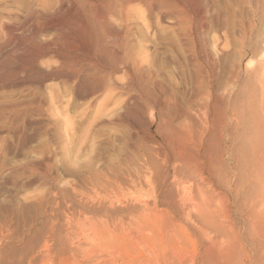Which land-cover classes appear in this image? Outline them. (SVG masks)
<instances>
[{
  "label": "rangeland",
  "instance_id": "obj_1",
  "mask_svg": "<svg viewBox=\"0 0 264 264\" xmlns=\"http://www.w3.org/2000/svg\"><path fill=\"white\" fill-rule=\"evenodd\" d=\"M58 1L0 0V264H191L188 259H174L170 253L181 246L179 239L185 238L188 244L182 246L184 251H178V256L181 257L182 253L187 258H196L206 245L205 234V238H212V242L216 240L234 251L237 262L232 260L233 263L229 264H264V161L259 151L260 158L251 170L242 156L244 134L248 133L250 137L251 131L242 132L241 127L231 136L227 130L235 118L228 120L225 117L220 126L223 129L225 124L226 130H221L224 134L217 132L216 138L213 136L208 143L205 139L211 130L203 134L198 156L201 159L197 157L198 161L192 162V166L196 167H199L198 162L200 166L205 165L201 175L191 171L181 176L184 173L173 172L172 168L173 165L177 168V162L173 160L174 148L180 144L179 137L184 132L180 126L187 120V136H194L195 144L200 137L198 120L202 118V105L209 101V111H212L215 98L220 96L224 103L219 110L225 107L230 111L228 106L232 105L233 98L244 84H247L245 94L253 93L258 86L264 88V52L261 47L264 39V0H189V3L184 0L190 15L185 34L182 23L173 22L169 17L159 20L155 11L150 13L147 6H142L149 0H92V3L95 2L91 3L92 6H89L88 0H82L84 3L74 0L79 5L73 9L80 10V7L84 10L79 12L71 9L69 0H64L65 7L59 12ZM225 1L240 3L241 20L248 18L254 5L258 9L252 27L256 41H252L247 53L246 45L236 40L226 45L221 33L224 28L219 30L217 26L207 25V28L201 25L206 21L207 14L216 15L217 6ZM119 7L127 11L122 16L128 21L120 16ZM101 8L106 11H101ZM110 9L116 13L111 10L110 15ZM129 10L133 15L129 14ZM81 16L88 18L81 19ZM101 16L105 17L102 22L99 20ZM46 20L51 23L47 24ZM146 21H149V26H145ZM82 22L85 26L89 24L88 29ZM105 22H111V27ZM95 24H98L97 27ZM120 25L121 30H127L120 31ZM115 35L121 36V40L118 37V40L115 39ZM47 46L48 51L45 50ZM50 48L55 50L52 52ZM108 51L110 54H107ZM108 57L110 59H106ZM97 87L100 89L97 90ZM87 88L88 91L92 88V91L88 92ZM109 89L112 91L107 94ZM171 91L174 97L166 98V92ZM258 91L254 92L256 104L261 101ZM154 93L158 94L154 96ZM262 101L264 108V99ZM165 102L172 108L163 111L161 118L158 107ZM174 105L188 107L187 110L195 115L192 114V119L175 116L172 114ZM167 131L170 135L165 134ZM260 138L264 141V135ZM149 151L154 152L151 153L153 156L156 153L159 157L165 154L162 164L165 168L160 166V171L159 168L149 169L145 163ZM190 152H194L192 148ZM253 182L254 186L250 187ZM170 184L175 189H170ZM196 185L201 188L199 193ZM213 191L215 194H212ZM258 191H261L260 194ZM62 195L65 197L62 198ZM82 206H91L100 213H84ZM203 210L212 211L222 218L225 232L218 231L221 236L193 218ZM90 219L94 220V224L88 223ZM194 225H200L205 230L204 235ZM100 226L105 228L102 232ZM105 230L107 238L104 237ZM52 232L65 236L66 240L62 237L66 241L65 248H58L55 240L48 242ZM218 264L226 263L218 260Z\"/></svg>",
  "mask_w": 264,
  "mask_h": 264
},
{
  "label": "bare ground",
  "instance_id": "obj_2",
  "mask_svg": "<svg viewBox=\"0 0 264 264\" xmlns=\"http://www.w3.org/2000/svg\"><path fill=\"white\" fill-rule=\"evenodd\" d=\"M58 1V0H57ZM79 2H80V0H78ZM82 1V0H81ZM86 1V0H85ZM102 1V0H101ZM104 1V0H103ZM109 1V0H108ZM117 1V0H116ZM133 1V0H132ZM145 1V0H144ZM179 3H180V5L178 4V3H176V1L175 0H149V1H145L146 2V5H142V6H147L146 8H147V10H149V12L150 13H153L154 11L156 12L155 14H157V16L156 17H158L157 19H159L160 20V18H162V19H164L165 17L167 18V17H169L170 19H172L173 20V22L175 21V22H177L178 24H181L182 23V28H183V30H185V28L186 27H188L187 26V20H189V13L186 11V8H185V2H186V0H185V2H184V0H177ZM250 1V0H249ZM59 2V7H57V10H59V12L62 10L63 11V8L65 7L64 5H65V3H64V0H60V1H58ZM57 2V3H58ZM66 2V1H65ZM77 2V1H76ZM76 2H74V0H69L68 1V3L70 4V6L72 7L71 9L72 10H77L78 8H76V9H73V8H75L77 5H79L78 3H77V5L75 4ZM83 3H84V1H82ZM97 2V1H96ZM110 2H112V0L110 1ZM124 3H125V1H123ZM88 3H90L89 4V6H92L91 5V3H92V0H88ZM93 3H95V2H93ZM92 3V4H93ZM103 3V2H102ZM117 3V2H116ZM115 3V4H116ZM120 3V2H119ZM121 3H122V1H121ZM120 3V4H121ZM124 3H122V4H124ZM127 3H129V2H127ZM131 3V2H130ZM129 3V4H130ZM141 3H142V1H141ZM140 3V4H141ZM188 3H189V0H188ZM68 4V5H69ZM81 4V3H80ZM87 4V3H86ZM99 4V3H98ZM107 4V3H106ZM119 4V5H120ZM121 4V5H122ZM126 4V3H125ZM145 4V3H144ZM67 5V6H68ZM88 5V4H87ZM103 5H105V4H103ZM109 5V4H108ZM111 5V4H110ZM113 5H114V3H113ZM112 5V6H113ZM139 5V4H138ZM239 5H240V3L238 2L237 4H233V3H231V2H228V1H225V2H223V3H221V4H219L218 6H217V8H216V15H209V14H207V16L205 17L206 18V21L204 20V23H201V25L202 24H204V26H206L207 28H208V26L207 25H209V26H211V27H218V29L220 30L221 28H224V30H222V34H223V36L225 37V42H226V45H228L229 43H231L232 41H237V42H239L241 45H246L245 46V52L247 53L248 51H250V49H251V43H252V41L253 40H255L256 41V35H253L252 34V27L255 25V21H256V19H255V21H254V15H256V12H257V7H256V5H254V7L253 8H251V10H250V12L248 13V18L247 19H240V17H239V10H240V8H239ZM66 6V7H67ZM86 6V5H85ZM94 6V5H93ZM117 6V5H116ZM129 6V5H128ZM134 6V5H133ZM135 6H136V4H135ZM141 6V5H140ZM190 6V5H189ZM55 7V8H56ZM88 7V6H87ZM105 7V6H104ZM111 7V6H110ZM125 7V6H124ZM83 8H85V7H83ZM91 8V7H90ZM89 8V9H90ZM118 8V7H117ZM188 8V7H187ZM79 9L81 10L82 8H80L79 7ZM93 9V8H92ZM102 9L103 8H101V11H102ZM109 9V8H108ZM113 9H115V8H113ZM113 9H110V12H109V14L111 15V10H113ZM127 9H128V7H127ZM134 9V8H133ZM189 9V8H188ZM53 10L55 11L56 9H54L53 8ZM56 10V11H57ZM80 10H77L78 12L80 11ZM83 10V9H82ZM88 10V9H87ZM95 10V9H94ZM103 10H105V8L103 9ZM116 10V9H115ZM117 10H120V16H122V15H124V12H127V11H125L122 7L120 8L119 7V9H117ZM116 10V11H117ZM84 11V10H83ZM89 11V10H88ZM92 11V10H91ZM100 11V10H99ZM98 11V12H99ZM106 11V10H105ZM130 11V13L129 14H131V10H129ZM128 11V12H129ZM145 11V10H144ZM46 12V11H45ZM76 11H74V13H75ZM87 12V11H86ZM90 12V11H89ZM97 12V13H98ZM113 12H114V10H113ZM42 13V12H41ZM103 13V12H102ZM107 13H108V10H107ZM114 13H116V12H114ZM86 14H88V13H86ZM92 14V13H91ZM93 14H95V13H93ZM108 14V15H109ZM149 14V13H148ZM148 14H146V16H148ZM42 15V17H43V14H41ZM84 16H85V14H83ZM95 15H97V14H95ZM94 15V16H95ZM101 15V14H100ZM110 15H109V18H111L110 17ZM116 15H118V14H116ZM127 15H128V13H127ZM131 15H133V14H131ZM150 15V14H149ZM84 16L81 18V19H86V17L88 18V16H86L85 18H84ZM129 16V15H128ZM46 17V16H45ZM63 17V16H62ZM62 17H61V19H62ZM89 17H90V15H89ZM99 17V16H98ZM97 17V18H98ZM133 17V16H132ZM131 17V18H132ZM150 17V16H149ZM47 18V17H46ZM91 18H92V15H91ZM107 18V17H106ZM114 18V17H113ZM118 18H119V16H118ZM122 18H124L125 19V17H123L122 16ZM147 18V17H146ZM155 18V17H154ZM258 18L260 19V20H262L261 18H260V16H258ZM68 19V18H67ZM95 19V18H94ZM121 19V18H120ZM123 19V20H124ZM151 19V18H150ZM45 20V19H44ZM64 20V19H63ZM88 20H90V19H88ZM93 20V19H92ZM96 20V19H95ZM99 20H101V22L103 21V20H105V17L104 16H101L100 17V19ZM109 20V19H108ZM126 20V19H125ZM133 19H131V21H132ZM145 20H147V19H145ZM149 20V19H148ZM171 20V21H172ZM202 20V19H201ZM56 20H54V22H55ZM110 21V20H109ZM120 21V20H119ZM122 21V20H121ZM126 21H128V19L126 20ZM45 22V21H44ZM48 21L46 20V23H47ZM65 22V21H64ZM69 22V21H68ZM85 22H87V21H85ZM90 22V21H89ZM94 22V21H93ZM147 22V21H146ZM151 22V21H150ZM168 22H170V21H168ZM202 22H203V20H202ZM51 22H48L47 24H50ZM56 23H57V21H56ZM58 23H60V22H58ZM62 23H63V21H62ZM83 23V22H82ZM96 23V22H95ZM105 23H107V22H105ZM110 23L111 22H108L107 24H109V28L111 27V25H110ZM121 23H124V22H121ZM134 23V22H133ZM149 23V21L145 24V26L147 25ZM184 23H185V25H184ZM61 24V23H60ZM64 24V23H63ZM88 24V23H87ZM93 24V23H92ZM106 24V25H107ZM125 24V23H124ZM131 24V23H130ZM46 24H44V26H45ZM55 25V24H54ZM83 25H84V23H83ZM89 25V24H88ZM87 25V26H88ZM96 25V24H95ZM98 25V24H97ZM97 25H96V27H97ZM99 25H100V21H99ZM127 25H128V23H127ZM126 25V26H127ZM176 25V24H175ZM43 26V27H44ZM47 26V25H46ZM51 26H52V24H51ZM50 26V27H51ZM62 26V25H61ZM64 26H66V25H64ZM85 26V25H84ZM87 26H85V27H87ZM102 26V25H101ZM125 26V25H124ZM148 26H149V24H148ZM148 26H147V28H148ZM174 26V25H173ZM177 26V25H176ZM180 26V25H179ZM47 27H49V26H47ZM60 27V26H59ZM71 27V26H70ZM106 27V26H105ZM113 27V26H112ZM121 25H120V31H123V30H121ZM130 27V26H129ZM129 27H128V30H129ZM190 27V26H189ZM46 28V27H45ZM65 28V27H64ZM90 28V27H89ZM95 28V27H94ZM108 28V27H107ZM127 28V27H126ZM131 28V27H130ZM203 28V27H202ZM35 30H36V28H34ZM56 29V28H55ZM60 29H63V27H61ZM87 29H88V27H87ZM98 29V28H97ZM102 29H104V26L102 27ZM206 29V28H205ZM45 30V29H44ZM86 30V29H85ZM92 30V29H91ZM106 30V29H105ZM116 30V29H115ZM127 30V29H126ZM126 30H124V31H126ZM207 30V29H206ZM237 30H238V32H237ZM71 31V30H70ZM89 31V30H88ZM93 31H94V29H93ZM98 31H100V30H98ZM104 31V30H103ZM112 31V30H111ZM114 31V30H113ZM117 31V33H119L118 31L119 30H116ZM115 31V32H116ZM123 31V32H124ZM54 32V31H53ZM59 32V31H58ZM61 32V31H60ZM62 32H63V30H62ZM64 32H65V29H64ZM97 32V31H96ZM185 32H186V30L183 32V34H185ZM33 33H34V30H33ZM38 33V32H37ZM55 33V32H54ZM56 33H57V30H56ZM77 33V32H76ZM86 33V32H85ZM84 33V34H85ZM90 33H91V31H90ZM93 33V32H92ZM92 33H91V35H92ZM106 33V32H105ZM109 33V32H108ZM111 33V32H110ZM109 33V34H110ZM114 33V32H113ZM59 34V33H58ZM64 35H65V33H63ZM68 34V33H67ZM66 34V35H67ZM82 35V36H85V35ZM89 34V33H88ZM101 34H104V33H101ZM108 34V35H109ZM115 34V33H114ZM113 34V35H114ZM120 34V33H119ZM35 35V34H34ZM54 36H57V35H55V34H53ZM63 35V36H64ZM94 35V34H93ZM107 35V36H108ZM120 35H122V34H120ZM110 36V35H109ZM52 37V36H51ZM58 37V36H57ZM65 37V36H64ZM77 37H79L78 35H77ZM94 37H96V36H94ZM99 37V36H98ZM111 37V36H110ZM116 37H118V36H116L115 35V39H117L118 40V38H119V40H121L120 39V37L121 36H119L118 38H116ZM129 37V36H128ZM90 38H92V37H90ZM89 38V39H90ZM103 38H105V37H103ZM108 38V37H107ZM111 38H114V37H111ZM122 38V37H121ZM33 39V38H32ZM81 39H83V38H81ZM102 38H100V40H101ZM36 40V39H35ZM34 39H33V41H35ZM84 40V39H83ZM95 40V39H94ZM111 40H114V39H111ZM124 40V39H123ZM89 41V40H88ZM91 41H93V40H91ZM31 42H32V40H31ZM84 42H86V41H84ZM262 42V45H261V47H262V51L264 52V39L261 41ZM34 43H36V42H34ZM40 43H41V40H40ZM44 43V42H43ZM45 43H47V42H45ZM88 43V42H87ZM120 43H122V42H120ZM48 44V43H47ZM85 44V43H84ZM95 44V43H94ZM93 44V45H94ZM36 45V44H35ZM44 45V44H43ZM42 45V46H43ZM92 45V46H93ZM102 45H103V43H102ZM124 45V44H123ZM41 46V47H42ZM51 46H53V45H51ZM85 46V45H84ZM89 46H90V43H89ZM97 46V45H96ZM48 47V46H47ZM54 47V46H53ZM103 47V46H102ZM124 47V46H123ZM81 48V47H80ZM86 48V47H85ZM117 48V47H116ZM122 48V47H121ZM38 49V48H37ZM42 49V48H41ZM47 49V51H48V49H49V47L48 48H46L45 47V50ZM57 49H59L58 47H57ZM61 49V48H60ZM82 49V48H81ZM89 49H90V47H89ZM50 50H52L51 48H50ZM55 50V49H54ZM54 50H52V52L54 51ZM78 50V49H77ZM77 50H74V51H77ZM123 50H124V48H123ZM41 51V50H40ZM47 51H45V52H47ZM57 51V50H56ZM81 51V50H80ZM86 51V50H85ZM87 51H88V49H87ZM83 52V51H82ZM39 53V52H38ZM59 53V52H58ZM61 53V52H60ZM85 53V52H84ZM83 53V55L85 56V54ZM102 53V52H101ZM36 54H37V52H36ZM99 54V53H98ZM107 54H110L109 53V51H108V53ZM40 55H42L41 53H40ZM101 55H103V54H101ZM100 55V56H101ZM46 56V55H45ZM106 56V55H105ZM104 56V57H105ZM107 56H109V55H107ZM112 56V55H111ZM87 57V56H86ZM89 57V56H88ZM110 57V56H109ZM106 58V59H110V58ZM63 58V57H62ZM83 58V57H82ZM90 58V57H89ZM91 58H93V57H91ZM79 59V58H78ZM94 59V58H93ZM138 59V58H137ZM83 60V59H82ZM85 60V59H84ZM92 60V59H91ZM96 60H98V59H96ZM104 60V59H103ZM119 60V59H118ZM95 61V60H94ZM99 61V60H98ZM112 61V60H111ZM62 62H64V61H62ZM77 62H80V61H77ZM76 62V63H77ZM84 62V61H83ZM101 62V61H100ZM142 62V61H141ZM85 63V62H84ZM102 63V62H101ZM104 63V62H103ZM133 63V62H132ZM73 64H74V62H73ZM87 64H91V63H87ZM106 64V63H105ZM104 64V65H105ZM108 64V63H107ZM62 65V64H61ZM97 65H99L98 63H97ZM109 65H110V63H109ZM130 65V64H129ZM64 66V65H63ZM87 66V65H86ZM96 66V65H95ZM102 66V65H101ZM107 66V65H106ZM105 66V67H106ZM100 67V66H99ZM132 67V66H131ZM63 68V67H62ZM102 68V67H101ZM99 69V68H98ZM104 69V68H103ZM107 69H109V68H107ZM96 70V69H95ZM101 70V69H100ZM73 71V70H72ZM100 72V71H99ZM68 73V72H67ZM76 75V74H75ZM79 77V76H78ZM43 78V77H42ZM47 78V77H46ZM46 78H44V79H46ZM77 78V77H76ZM34 79V78H33ZM38 79V78H37ZM77 79H79V78H77ZM80 79H81V77H80ZM104 79V78H103ZM155 79V78H154ZM40 80H43V79H40ZM39 80V81H40ZM99 80V79H98ZM83 81V80H82ZM32 82V81H31ZM104 83V82H103ZM198 83V82H197ZM102 84V83H101ZM42 85V84H41ZM80 85V84H79ZM157 85V84H156ZM243 85V84H242ZM247 84H244L243 86L244 87H242L243 89H241L240 88V90H239V92H238V94H237V96L235 97V98H233V101H232V105H230V106H228L229 108H230V111L227 109V108H223L222 110H219V107H220V105H222V103H224L223 102V99H222V97H220V96H218V97H216L215 98V103H213V107H214V109H212V111H209V107H210V105H209V101H207L205 104H204V102L205 101H203V103L202 104H204V105H202L203 107H202V118L201 119H199L198 120V122H199V126H200V128H201V132H200V137H199V139L197 140L196 138H198L197 137V135H196V140H197V143L195 144V141L191 138V137H189V136H187L188 134V132H186V129L185 128H187L188 127V122H187V120H186V122H185V119H183L184 120V122L185 123H183V125L181 124L182 122H183V120H182V122H179V124H181L182 126H180V129H181V131H184L183 133H182V135L180 134V136L181 137H179L180 138V140L178 141V143H180V144H177L178 146H176L175 148H174V159L173 160H175V162H177V165H176V167L177 168H175V165H173L172 166V168H173V172H179V173H184L183 175H181V176H186L185 175V173L186 172H190L191 173V171L192 172H194V173H196V175H198L197 173H199L200 175H201V172H202V166H205V165H202V166H200V164H199V162H198V165H199V167H196V166H192V165H194V164H192V162H194V161H198V159H197V157L198 156H200V152H199V149L201 150V146H202V143H203V139H202V137L204 136L203 134H204V132H206V131H208L209 129L211 130V133H210V135H208V137L205 139V141L208 143L209 141H211V139L213 138V136L215 137V135L217 134V132H218V134H224L221 130H223V131H225L226 130V127H225V124H223V129H221L220 128V126H222V119H225V117L228 119V120H232V119H234L235 121H234V123H232V125L230 126V127H228V130H227V132L229 133V134H231V136L233 135V133L234 132H236L239 128H241L242 127V132H247V131H251L250 133H251V135L252 136H250V137H248V133L247 134H244V142H243V157L245 158V160H246V164H248V169L250 168L251 170H252V168H253V166L255 165V164H257L256 162H258V160H259V158L260 157H258L259 156V151L261 152V157L263 158V161H264V147L262 146L263 144H264V141H261L260 139V137L262 136V135H264V108H263V99H264V96H262V95H264L263 93H264V88L262 87V86H258V88H254V90L252 91L253 93H251L250 91L251 90H249V92L250 93H248V94H245L246 92H244L245 90H244V88H245V86H246ZM159 86V85H158ZM157 86V87H158ZM162 86V85H161ZM101 87H102V85H101ZM156 87V86H155ZM156 87V88H157ZM238 87V86H237ZM248 87V86H247ZM256 87V86H255ZM38 88V87H37ZM81 88V87H80ZM79 88V91L81 90ZM98 88V87H97ZM107 88V87H106ZM110 88H112V87H110ZM164 88V87H163ZM94 89H95V87H94ZM93 89V90H94ZM100 89V87L97 89V90H99ZM158 89H161V87H159ZM167 88H165V90H166ZM84 90H85V88H84ZM83 90V91H84ZM91 91H92V88L90 89ZM89 90V91H90ZM101 90H102V88H101ZM104 90H107V89H104ZM259 90V91H258ZM76 91H78V87L76 88ZM87 91H88V88H87ZM88 91V92H89ZM109 91H112V90H108V92H107V94L108 93H110ZM162 91V90H161ZM256 91H258V92H260L261 93V97H260V103L259 104H256V103H254V96H255V94L256 93H254V92H256ZM155 92V91H154ZM157 92V91H156ZM159 92V91H158ZM203 92V91H202ZM201 92V93H202ZM81 93V92H80ZM87 93V92H86ZM85 93V94H86ZM91 93V92H90ZM163 94L165 93V91L164 92H162ZM161 93V94H162ZM193 93V92H192ZM260 93H258V94H260ZM79 94V93H78ZM81 94H83V93H81ZM133 94V93H132ZM136 94V93H135ZM134 94V95H135ZM158 94V93H157ZM157 94H155L154 93V96L155 95H157ZM198 94V93H197ZM257 94V95H258ZM77 95V94H76ZM80 95V94H79ZM84 95V94H83ZM166 95L168 96H166V98H171L172 99V97H174V94H173V92L171 91L170 93L168 92V94H167V92H166ZM192 95V94H191ZM39 96V95H38ZM86 96V95H85ZM88 96H90V95H88ZM105 96V95H104ZM145 96V95H144ZM172 96V97H171ZM197 96V95H196ZM203 96H205L204 95V93H203ZM210 96V95H209ZM60 97V96H59ZM82 97V96H81ZM132 97V96H131ZM130 96H129V98H131ZM134 97H136V96H134ZM138 97H139V95H137V99H138ZM153 97V96H152ZM159 97V96H158ZM157 97V98H158ZM161 97H162V95H161ZM199 97V96H198ZM148 98V97H147ZM150 98V97H149ZM178 98V97H177ZM203 98V97H202ZM256 98V97H255ZM33 99V98H32ZM55 99V98H54ZM131 99H133V98H131ZM162 99H165V98H162ZM40 100V99H39ZM38 100V101H39ZM155 100V99H154ZM165 100H167V99H165ZM164 100V101H165ZM200 100V99H199ZM206 100H209V99H206ZM34 101V100H33ZM54 101V100H53ZM136 101V100H135ZM162 101V100H161ZM168 101H170V100H168ZM167 101V102H168ZM173 101V100H172ZM177 101V100H176ZM198 101V100H197ZM37 102V101H36ZM138 102V101H137ZM140 102H142V101H140ZM43 103V102H42ZM150 103V102H149ZM155 103H156V100H155ZM160 103V102H159ZM169 103V102H168ZM174 103H176V102H174ZM148 104V103H147ZM146 104V105H147ZM165 105H163L162 104V106H159L158 107V112H159V114H160V117H161V114L163 113V111L165 112L166 110H170L172 107H168L167 106V103L165 102L164 103ZM181 104V103H180ZM201 104V103H200ZM211 104V103H210ZM142 105V104H141ZM152 105V104H151ZM169 105V104H168ZM149 106V105H148ZM152 106H154V105H152ZM151 106V107H152ZM169 106H171V105H169ZM179 106H181V105H179ZM26 107V106H25ZM146 107V106H145ZM157 107V106H156ZM175 107V108H174ZM174 113H173V111H172V114H174L175 116H180V117H182V116H184L186 119L188 118V119H192V114H194V112L192 113L191 112V110H187L188 109V107L185 109V108H181V107H178V106H175L174 105ZM184 107V106H183ZM17 108V107H16ZM124 108H125V106H124ZM221 108V107H220ZM31 109V108H30ZM122 109V108H121ZM216 109V110H215ZM11 110V109H10ZM213 110H215L214 112H213ZM122 111H123V109H122ZM124 112V111H123ZM167 112V111H166ZM196 112V111H195ZM125 113V112H124ZM171 113V112H170ZM170 113H168V115L167 116H169L170 115ZM213 113V115H210V114H212ZM19 114V113H18ZM164 114V113H163ZM195 115V114H194ZM210 115V117L208 118V116ZM165 116V115H164ZM164 116H163V118H164ZM132 117V116H131ZM172 117V116H171ZM198 117V116H197ZM196 117V118H197ZM9 118V117H8ZM27 118V117H26ZM162 118V117H161ZM160 118V119H161ZM170 118V117H169ZM168 118V119H169ZM179 118V117H178ZM23 119V118H22ZM28 119V118H27ZM167 119V118H166ZM173 119H174V117H173ZM194 119V118H193ZM20 120V119H19ZM195 120V119H194ZM194 120H193V122H194ZM197 120V119H196ZM195 120V121H196ZM170 121V120H169ZM21 122V121H20ZM132 122H134V121H132ZM136 122V121H135ZM151 122V121H150ZM161 122V121H160ZM159 122V123H160ZM175 122V121H174ZM190 122V121H189ZM226 122V121H225ZM228 122V121H227ZM32 123V122H31ZM158 123V124H159ZM162 123V122H161ZM163 123H165V122H163ZM166 123H168V121L166 122ZM178 124V122L176 123V125ZM192 123H189V125H191ZM198 124V123H197ZM148 125V124H147ZM175 125V126H176ZM192 125H194V123L192 124ZM160 126H162V125H159V127ZM163 126H164V124H163ZM163 126H162V129H163ZM195 126H196V124H195ZM198 126V125H197ZM166 127H168V128H166ZM192 127V126H191ZM194 127V126H193ZM165 128L166 129H168L169 130V126H165ZM173 128V127H172ZM171 128V129H172ZM199 128V129H200ZM157 129V128H156ZM175 129V128H174ZM194 129V128H193ZM219 130L221 131V132H219ZM19 131V130H18ZM166 131V130H165ZM169 131H171V130H169ZM173 131V130H172ZM171 131V132H172ZM21 132V131H20ZM238 132V131H237ZM236 132V133H237ZM167 133H168V131L167 132H165V134L167 135ZM179 133H180V131H179ZM199 133V132H198ZM208 133V132H207ZM235 134V133H234ZM168 135H170L169 133H168ZM250 135V134H249ZM151 136V135H150ZM218 136V135H217ZM257 136H258V138H257ZM165 137V136H164ZM170 138V137H169ZM179 138H177V139H179ZM216 138V137H215ZM218 138V137H217ZM222 138V137H221ZM221 138H219V139H221ZM240 138V137H239ZM263 138V137H262ZM166 139V138H165ZM172 139V138H171ZM229 139V138H228ZM235 139V138H234ZM241 139H242V136H241ZM170 140V139H169ZM215 140V139H214ZM264 140V139H263ZM219 142H220V140H218ZM231 141V140H230ZM243 141V140H242ZM231 142H233V141H231ZM174 143V142H173ZM211 143H213V142H211ZM233 143H235V142H233ZM197 145V146H195V145ZM192 145H194V146H192ZM211 145V144H210ZM232 145V144H231ZM233 145H235V144H233ZM192 146V147H191ZM213 146V145H212ZM236 146V145H235ZM172 147V146H171ZM208 147V146H207ZM210 147V146H209ZM214 147V146H213ZM232 147V146H231ZM167 148V147H166ZM191 148H192V150L194 151V152H190V150H191ZM205 148V147H204ZM211 148V147H210ZM240 148V147H239ZM147 149V148H146ZM163 149V148H162ZM170 149V148H169ZM149 150V149H148ZM167 150V149H166ZM205 150V149H204ZM212 150V149H211ZM211 150H210V152H211ZM233 150H234V148H233ZM239 150V149H238ZM125 151V150H124ZM152 151V150H151ZM155 151V150H154ZM160 151V150H159ZM206 151V150H205ZM216 151V150H215ZM215 151H213V152H215ZM226 151H228V150H226ZM230 151V150H229ZM228 151V152H229ZM150 152V151H149ZM224 152V151H223ZM222 152V153H223ZM234 153L236 152V150L235 151H233ZM146 153V152H145ZM151 153L152 152H150V153H148V155H147V159H145V163L146 164H148V166L150 167L149 169H151V168H154V169H158L159 171H160V166L162 167L163 165V163H164V157H165V154H163L162 152V154H163V156L162 157H159L158 155H157V153H156V155L155 156H153V155H151ZM173 153V152H172ZM171 153V154H172ZM204 153V152H203ZM231 153V152H230ZM147 154V153H146ZM152 154H154V152L152 153ZM225 154V153H224ZM238 154V153H237ZM241 154H242V152H241ZM222 155V154H221ZM240 155V154H239ZM126 156V155H125ZM172 156V155H171ZM224 156V155H223ZM234 156V155H233ZM205 157V156H204ZM167 158V157H166ZM199 158V157H198ZM206 158V157H205ZM204 158V159H205ZM221 158V157H220ZM235 158V157H234ZM170 159V158H169ZM168 159V160H169ZM199 159H201V158H199ZM241 159V158H240ZM129 160V159H128ZM220 160V159H219ZM244 160V159H243ZM205 161H206V159H205ZM132 162V161H131ZM220 162V161H219ZM238 162V161H237ZM239 162H241V161H239ZM201 163V162H200ZM221 163H223L222 161H221ZM236 163V162H235ZM202 164V163H201ZM206 164V163H205ZM213 164V163H212ZM216 164H219V163H216ZM220 165V164H219ZM229 165V164H228ZM237 165V164H236ZM247 166V165H246ZM259 166V165H258ZM209 167V166H208ZM213 167V166H212ZM215 167V166H214ZM217 167H219V166H217ZM221 167V166H220ZM244 167V166H243ZM261 167V166H260ZM162 168H165V167H162ZM255 168V167H254ZM256 168H257V166H256ZM255 168V169H256ZM215 169V168H214ZM230 169V168H229ZM207 170V169H206ZM211 171H212V173H214L213 172V170L212 169H210ZM209 170V171H210ZM237 170H239V169H237ZM247 170V169H246ZM263 170H264V168H263ZM262 170V171H263ZM150 171V170H149ZM163 171V170H162ZM208 171V170H207ZM250 171V170H249ZM217 172V171H216ZM218 172H219V170H218ZM240 172V171H239ZM257 172V171H256ZM264 172V171H263ZM193 173V174H194ZM166 174L167 175H169V171H166ZM188 174V173H187ZM208 174H209V172H208ZM190 175V174H189ZM195 175V176H196ZM207 175V174H206ZM231 175V174H230ZM233 175V174H232ZM238 175V174H237ZM248 175V174H247ZM263 175V174H262ZM188 176V175H187ZM199 176V175H198ZM203 176V175H202ZM213 176V175H212ZM242 176V175H241ZM260 176V175H259ZM264 176V175H263ZM167 177V176H166ZM208 177V176H207ZM214 177V176H213ZM231 177V176H230ZM255 177V176H254ZM261 177V176H260ZM190 178H192V177H190ZM175 179V178H174ZM181 179V178H180ZM258 179H259V177H258ZM90 180V179H89ZM217 180V179H216ZM243 180V179H242ZM255 180V179H254ZM163 181V180H162ZM170 181V180H169ZM174 181V180H173ZM172 181V182H173ZM188 181V180H187ZM236 181V180H235ZM166 182V181H165ZM172 182H170V183H172ZM207 182V181H206ZM210 182V181H209ZM219 182V181H218ZM232 182V181H231ZM244 182V181H243ZM243 182H242V184H243ZM252 182V181H251ZM169 183V182H168ZM182 183V182H181ZM201 183V182H200ZM235 182H233V184H234ZM238 183V182H237ZM254 183L255 182H253L251 185H250V187H253L254 186ZM165 184V183H164ZM209 184V183H208ZM232 184V183H231ZM232 184V185H233ZM241 184V185H242ZM167 185V184H166ZM174 185H176V184H174ZM184 185V184H183ZM182 185V186H183ZM200 185V184H199ZM199 185H196V191L199 193V191H201L200 189V187H199ZM202 185V184H201ZM204 185H206V184H204ZM235 185H236V183H235ZM234 185V186H235ZM169 186V188L170 189H175V186H172L171 184L170 185H168ZM181 186V185H180ZM179 186V187H180ZM188 186V185H187ZM238 186V185H237ZM249 186V185H248ZM264 186V185H263ZM263 186H261L260 188H263ZM206 187V186H205ZM208 187V186H207ZM167 188V187H166ZM190 188H191V185H190ZM195 188H193L192 190H194ZM209 188V187H208ZM235 188H236V186H235ZM239 188V187H238ZM161 189V188H160ZM168 189V188H167ZM166 189V190H167ZM178 189V188H177ZM176 189V190H177ZM180 189H181V187H180ZM189 189V188H188ZM212 189V188H211ZM210 189V190H211ZM66 190V189H65ZM169 190V189H168ZM167 190V191H168ZM184 190V189H183ZM186 191H187V188L185 189ZM202 190L204 191V189L202 188ZM207 190H209V189H207ZM206 190V191H207ZM241 190V189H240ZM238 191V190H237ZM254 191V190H253ZM262 191V190H261ZM260 191V192H261ZM175 192V191H174ZM180 192H182V191H180ZM179 192V193H180ZM188 192H190V191H188ZM187 192V193H188ZM205 192V191H204ZM214 192V191H213ZM259 192V191H258ZM260 192H259V194H260ZM263 192V191H262ZM61 193V192H60ZM178 193V192H177ZM194 193V192H193ZM196 193V192H195ZM203 193V192H202ZM202 193H200V194H202ZM170 194H172V193H170ZM181 194V193H180ZM179 194V195H180ZM197 194V193H196ZM209 194V193H208ZM212 194H215V192L214 193H212ZM54 195V194H53ZM168 195V194H167ZM167 195H165V196H167ZM176 195V194H175ZM188 195V194H187ZM189 195H190V193H189ZM198 195V194H197ZM202 195H204V193L202 194ZM205 195H206V193H205ZM245 195H247V194H245ZM253 195V194H252ZM63 196V195H62ZM61 196V197H62ZM164 196V197H165ZM169 196V195H168ZM235 196V195H234ZM243 196V195H242ZM255 196V195H254ZM55 197V196H54ZM65 197V195L62 197V198H64ZM66 197H67V195H66ZM183 197V196H182ZM189 197V196H188ZM192 197V196H191ZM204 197V196H203ZM209 197H211V196H209ZM208 197V198H209ZM216 197V196H215ZM247 197H248V195H247ZM61 198V199H62ZM68 198V197H67ZM162 198V197H161ZM169 198V197H168ZM171 198V197H170ZM175 198V197H174ZM185 198H186V193H185ZM214 198V197H213ZM236 198V197H235ZM243 198V197H242ZM254 198H256V197H254ZM254 198H252V200L254 199ZM182 199V198H181ZM197 199V198H196ZM207 199V198H206ZM219 199V198H218ZM246 199V198H245ZM251 199V198H250ZM260 199H262V198H260ZM72 200V199H71ZM170 200V199H169ZM184 200V199H183ZM195 200V199H194ZM204 200V199H203ZM216 200V199H215ZM220 200V199H219ZM244 199H242L241 200V203H242V201H243ZM251 200V201H252ZM255 200V199H254ZM254 200H253V202H254ZM57 201V200H56ZM55 201V202H56ZM167 201V200H166ZM165 201V202H166ZM177 201V200H176ZM193 201V200H192ZM197 201V200H196ZM211 201V200H210ZM213 201V200H212ZM211 201V202H212ZM248 199H247V203H248ZM199 202V201H198ZM206 202V201H205ZM208 202V201H207ZM237 202V201H236ZM245 202V203H246ZM73 203H74V201H73ZM162 203V202H161ZM174 203V202H173ZM191 203V202H190ZM200 203V202H199ZM213 203V202H212ZM216 203V202H215ZM245 203H244V205H245ZM250 203V202H249ZM57 204V203H56ZM192 204H193V202H192ZM195 204H197L198 205V203H195ZM239 204V203H238ZM251 204V203H250ZM261 204V206H263V203H260ZM259 204V205H260ZM68 205V204H67ZM76 205H78V204H76ZM171 205H172V203H171ZM200 205V204H199ZM211 205V204H210ZM224 205V204H223ZM241 205V204H240ZM79 206V205H78ZM80 206H81V204H80ZM183 206V205H182ZM200 206H202V205H200ZM199 206V207H200ZM249 206H251V205H248V207ZM74 207V206H73ZM193 207V206H192ZM196 207L197 206H195L194 208L196 209ZM211 207V206H210ZM212 207H214L213 205H212ZM239 207H241V206H239ZM244 207V206H243ZM253 207V206H252ZM72 208V207H71ZM82 208H83V210H84V213H90V214H97V213H100L97 209H95V208H93V207H91V206H88V207H86V206H82ZM216 208H217V206H216ZM242 208V207H241ZM246 209H247V207H245ZM63 209V208H62ZM73 209V208H72ZM200 209V208H199ZM212 209V208H211ZM240 210V209H239ZM257 210V209H256ZM102 211V210H101ZM138 211V210H137ZM193 211V210H192ZM225 211V210H224ZM75 212V211H74ZM73 212V213H74ZM81 212V211H80ZM191 212V211H190ZM259 212V211H258ZM78 213V212H77ZM217 213V212H216ZM227 213V212H226ZM225 213V214H226ZM244 213V212H243ZM257 212H255V213H253V214H256ZM58 214V213H57ZM138 214H139V212H138ZM141 214V213H140ZM222 214V213H221ZM225 214H224V216H225ZM59 215H60V212H59ZM144 215V214H143ZM196 216L195 217H193V218H195V219H197L198 221H199V223H200V225H202V226H206V227H210L211 229H212V231H216V233H218V231L219 232H225V229H224V226H223V224H222V221H221V219L222 218H220V216H218L217 214L215 215L212 211H208V210H203L202 212H200V213H198V214H195ZM219 215H220V213H219ZM244 215H245V213H244ZM250 215V214H249ZM259 215V214H258ZM135 216V215H134ZM138 216V215H137ZM141 216V215H140ZM221 216H223V214L221 215ZM255 216L256 215H254V220H256L255 219ZM226 217V216H225ZM229 217V216H228ZM228 217H226V218H228ZM135 218V217H134ZM137 218V217H136ZM135 218V219H136ZM248 218V217H247ZM139 219V218H138ZM189 219V218H188ZM197 220H195V221H197ZM225 220V219H224ZM223 220V221H224ZM139 221V220H138ZM194 221V222H195ZM253 221V220H252ZM257 221V220H256ZM134 222V221H133ZM88 223L89 224H94V220L93 219H90L89 221H88ZM191 224H192V221L190 222ZM223 223H225V221L223 222ZM248 223V222H247ZM260 223V222H259ZM194 224V223H193ZM227 224H229V223H227ZM230 224H232V223H230ZM255 224V223H254ZM103 225V224H102ZM138 225V224H137ZM171 225V224H170ZM198 225V224H197ZM195 226L196 227V230H198V231H200L201 232V235H204V231H203V228H201V226L199 227V226ZM233 225V224H232ZM249 225V224H248ZM250 225H253V224H250ZM264 225V224H263ZM247 226V225H246ZM133 227V226H132ZM254 227H256V226H254ZM254 227L252 228V229H254ZM259 227H261V225L259 226ZM100 228V229H99ZM98 229L102 232V230L103 229H105L103 226H100ZM176 228V227H175ZM262 228V227H261ZM59 229V228H58ZM232 229V228H231ZM245 229V228H244ZM249 229H250V226H249ZM248 229V230H249ZM135 230V229H134ZM237 230V229H236ZM257 230V229H256ZM168 231V230H167ZM250 231H251V229H250ZM250 231H248L249 233L248 234H250ZM253 231V230H252ZM252 231H251V233H252ZM100 232V233H101ZM207 232V231H206ZM211 232V231H210ZM228 232H230V231H228ZM238 232V231H237ZM247 232V231H246ZM50 233V232H49ZM104 233L106 234H104L105 236V238H107V236H108V233H107V231L105 230L104 231ZM138 233V232H137ZM169 233V232H168ZM223 234V233H222ZM232 234V233H231ZM234 234V233H233ZM244 234V233H243ZM248 234H246V235H248ZM206 235V234H205ZM205 235H204V240L206 241V245L205 246H203L201 249H200V252H199V255H197V257L195 258V257H193V256H191V257H188L187 258V256L185 255V254H182L181 253V257H179L178 256V254L180 253H178V251H184L183 250V247L185 246V245H187L188 244V242L186 243V241L187 240H185V238H180L179 239V243H180V247L178 248V249H175L174 248V250L170 253V255H172V257H174V259H176L177 258V260L178 261H186V259H188V261L191 263V264H194V263H198V264H218V260H219V262H223V263H226V264H229V263H233V261H236V260H234V258H237V256L236 257H234V251L232 250V249H229L227 246H225L224 244H221V243H219V242H217L216 240L215 241H211L212 240V238L210 239V238H205ZM210 235V234H209ZM212 235V234H211ZM216 234H215V232H214V236H215ZM218 235H220L219 233H218ZM218 235H217V237H218ZM225 235V234H224ZM223 235V236H224ZM236 235V234H235ZM174 236V235H173ZM213 236V237H214ZM221 236V235H220ZM222 236V237H223ZM227 237H228V234L226 235ZM234 236V235H233ZM241 236V235H240ZM250 236V235H249ZM257 236H258V234H257ZM62 237H63V239L64 240H66L65 239V236L64 235H61L60 233L59 234H54L53 232L48 236V242H49V240H55L56 241V246H58V248H62V247H64V245H65V242L66 241H64V240H62ZM180 237H182L181 235H180ZM243 237V236H242ZM102 238V237H101ZM215 238V237H214ZM220 238V237H219ZM104 239V238H103ZM227 239V238H226ZM228 239H234V238H228ZM249 239H250V237H249ZM252 239V238H251ZM261 239V238H260ZM177 240V239H176ZM196 240V239H195ZM218 240V239H217ZM235 240V239H234ZM240 240V239H239ZM239 240H238V242H239ZM167 241V240H166ZM192 240H190V242H191ZM220 242H221V240H219ZM251 241V240H250ZM47 239H45V245H47ZM54 242V241H53ZM68 242V241H67ZM193 242H195L194 240H193ZM234 242H236V241H234ZM256 242V241H255ZM262 242V241H261ZM44 243V242H43ZM167 243V242H166ZM169 243V242H168ZM200 243V242H199ZM228 244V246H230V244L229 243H227ZM236 244V243H235ZM253 244V243H252ZM257 244V243H256ZM44 245V244H43ZM237 245V244H236ZM255 245V244H254ZM73 246V245H72ZM183 246V247H182ZM193 246H196L195 244L193 245ZM253 247V246H252ZM65 248V247H64ZM213 248V249H212ZM233 248V247H232ZM237 248H238V246H237ZM240 248V247H239ZM263 248V247H262ZM67 249V248H66ZM65 249V250H66ZM166 249V248H165ZM170 249V248H169ZM169 249H167V250H169ZM182 249V250H181ZM242 249V248H241ZM240 249V250H241ZM264 249V248H263ZM46 250V249H45ZM145 250H147V249H145ZM261 250V249H260ZM3 250H1V252H2ZM71 251V250H70ZM69 251V252H70ZM244 251V250H243ZM242 251V252H243ZM262 251V250H261ZM66 252V251H65ZM238 252V251H237ZM248 252V251H247ZM260 252V251H259ZM258 252V253H259ZM244 253V252H243ZM46 254V253H45ZM47 255H48V253H47ZM238 255V254H237ZM241 255V254H240ZM261 255V254H260ZM264 255V253L262 254V256ZM190 256V255H189ZM239 257V256H238ZM40 258V257H39ZM244 258V257H243ZM258 258V257H257ZM261 258V257H260ZM259 258V259H260ZM263 258V257H262ZM5 259V258H4ZM8 259H11V258H8ZM21 259V258H20ZM195 259H196V261H195ZM240 259H241V257H240ZM6 260V259H5ZM38 260V259H37ZM233 260V261H232ZM177 261V262H178ZM239 261V260H238ZM23 262V261H22ZM189 262H187V263H189ZM237 262V261H236ZM259 262V261H258ZM1 263V262H0ZM24 263V262H23ZM27 263H29V262H27ZM26 263V264H27ZM31 263V262H30ZM176 263V262H175ZM240 263H241V261H240ZM173 264V263H172ZM243 264V263H242ZM261 264V263H260Z\"/></svg>",
  "mask_w": 264,
  "mask_h": 264
}]
</instances>
